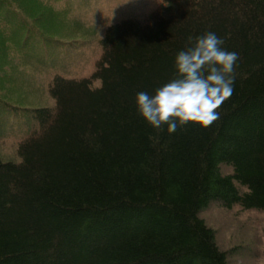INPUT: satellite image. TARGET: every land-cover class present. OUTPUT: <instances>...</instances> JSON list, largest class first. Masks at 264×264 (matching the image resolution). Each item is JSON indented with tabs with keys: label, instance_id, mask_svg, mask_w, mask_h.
Returning a JSON list of instances; mask_svg holds the SVG:
<instances>
[{
	"label": "trees",
	"instance_id": "16d2710c",
	"mask_svg": "<svg viewBox=\"0 0 264 264\" xmlns=\"http://www.w3.org/2000/svg\"><path fill=\"white\" fill-rule=\"evenodd\" d=\"M99 1L0 0V107L22 105L13 88L54 100L23 115L39 134L0 156V264H227L198 213L210 201L264 209V0H160L133 14L124 2L99 29L73 16L81 35L59 32ZM207 32L238 53L219 118L151 127L136 93L173 79L177 52ZM91 39L88 76L37 81L44 51L74 70L75 44Z\"/></svg>",
	"mask_w": 264,
	"mask_h": 264
},
{
	"label": "clouds",
	"instance_id": "9594fccd",
	"mask_svg": "<svg viewBox=\"0 0 264 264\" xmlns=\"http://www.w3.org/2000/svg\"><path fill=\"white\" fill-rule=\"evenodd\" d=\"M214 32L194 38L174 57L175 77L154 90L137 92L139 115L153 128L171 134L189 122L208 127L219 118L216 111L231 96L238 53L222 48Z\"/></svg>",
	"mask_w": 264,
	"mask_h": 264
},
{
	"label": "rangeland",
	"instance_id": "374dc122",
	"mask_svg": "<svg viewBox=\"0 0 264 264\" xmlns=\"http://www.w3.org/2000/svg\"><path fill=\"white\" fill-rule=\"evenodd\" d=\"M91 2V1H90ZM126 3L129 7L130 14L137 13L139 9L142 13L148 8L155 7L160 0H108L96 3V9L88 17L95 19L92 23L95 29L100 28V23L107 20L118 19L120 17L117 6ZM80 6V2H75ZM75 6V5H74ZM80 18H85L86 13L75 12ZM59 32L65 34L81 35L72 27V22L67 20ZM70 37V36H69ZM83 47V48H82ZM80 48L84 60H79L74 70L69 69V74L79 75L87 72L92 67V58L96 54V42L91 39L85 42ZM47 55V54H46ZM84 67L86 71L79 69ZM84 75V74H83ZM18 94L17 99L26 105L36 103L34 95L24 92L19 88H13ZM17 155L14 145L10 143L0 146V156L3 158H14ZM225 165V164H224ZM223 173H231L230 167L222 166ZM198 217L204 221L206 226L214 231L215 243L219 250L227 251L228 264H264V210L242 209L233 205L231 209L220 207L214 201L203 208Z\"/></svg>",
	"mask_w": 264,
	"mask_h": 264
},
{
	"label": "bare ground",
	"instance_id": "6f19581e",
	"mask_svg": "<svg viewBox=\"0 0 264 264\" xmlns=\"http://www.w3.org/2000/svg\"><path fill=\"white\" fill-rule=\"evenodd\" d=\"M238 206V205H237Z\"/></svg>",
	"mask_w": 264,
	"mask_h": 264
}]
</instances>
